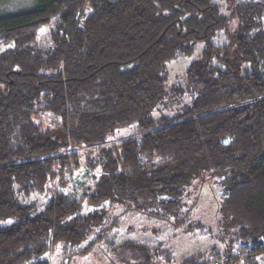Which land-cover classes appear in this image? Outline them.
I'll return each mask as SVG.
<instances>
[{"label": "trees", "instance_id": "1", "mask_svg": "<svg viewBox=\"0 0 264 264\" xmlns=\"http://www.w3.org/2000/svg\"><path fill=\"white\" fill-rule=\"evenodd\" d=\"M196 51L171 83L169 64ZM185 93L188 107L154 115ZM76 167L89 172L79 197ZM206 185L220 192L224 264L264 248V0H36L0 13V221L13 219L0 223V264L98 243L127 264H169L162 243H117L108 210L192 230Z\"/></svg>", "mask_w": 264, "mask_h": 264}, {"label": "rangeland", "instance_id": "2", "mask_svg": "<svg viewBox=\"0 0 264 264\" xmlns=\"http://www.w3.org/2000/svg\"><path fill=\"white\" fill-rule=\"evenodd\" d=\"M36 0H0V13L19 11L35 5ZM40 43H46L48 40V28H42ZM197 52L191 57H178L169 64L171 83H181L185 76L190 62L197 57ZM193 97L188 93L183 96L168 97L165 102L155 109L154 115L172 114L186 107L189 102L193 103ZM136 132V124L120 127L110 137V140L116 141ZM96 154L95 152L93 153ZM82 159L84 157L81 155ZM56 187V183H55ZM207 198L202 196L194 208V221L200 222L203 226L192 230H174L166 228L163 221L155 219L147 221L145 216L140 213L128 211L122 214L125 207L122 203H115L108 210L109 220L115 216L118 218L116 230L118 232L115 238L117 243L124 240H134L147 243L150 247L163 244L172 251V259L169 264H224L225 250L229 245V238L224 239L220 235L217 206L221 197L220 192L217 194L216 186L209 187L206 185ZM45 200V199H44ZM104 206L110 207L108 201L103 203ZM43 208V204L39 206V210ZM93 206L85 203V210L92 209ZM13 222V219H3L0 221L2 225ZM147 227V229L145 228ZM112 234V233H111ZM90 239L86 240L89 242ZM236 253V252H235ZM52 264H127L118 256L115 250L106 243L96 244L92 250L85 254L75 255L70 258H63L56 251L52 254ZM191 258V262L187 260ZM223 258V262L218 260ZM163 263L168 264L164 259ZM129 264H137L130 262ZM234 264H264V248L250 253L240 254V257Z\"/></svg>", "mask_w": 264, "mask_h": 264}, {"label": "built area", "instance_id": "3", "mask_svg": "<svg viewBox=\"0 0 264 264\" xmlns=\"http://www.w3.org/2000/svg\"><path fill=\"white\" fill-rule=\"evenodd\" d=\"M72 177V182L74 183V190L72 194L75 197H79L82 193L83 187L86 184V177L89 175V172L85 169L75 168L74 173H70Z\"/></svg>", "mask_w": 264, "mask_h": 264}]
</instances>
